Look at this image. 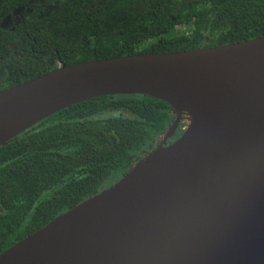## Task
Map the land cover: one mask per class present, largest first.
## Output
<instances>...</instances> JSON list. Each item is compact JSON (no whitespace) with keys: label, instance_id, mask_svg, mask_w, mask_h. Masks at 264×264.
<instances>
[{"label":"water","instance_id":"95a60500","mask_svg":"<svg viewBox=\"0 0 264 264\" xmlns=\"http://www.w3.org/2000/svg\"><path fill=\"white\" fill-rule=\"evenodd\" d=\"M162 101L176 118L116 182L0 253V264H264V35L55 69L0 90V146L73 104Z\"/></svg>","mask_w":264,"mask_h":264},{"label":"trees","instance_id":"16d2710c","mask_svg":"<svg viewBox=\"0 0 264 264\" xmlns=\"http://www.w3.org/2000/svg\"><path fill=\"white\" fill-rule=\"evenodd\" d=\"M43 1V3H42ZM0 0V90L92 60L214 47L264 35V0ZM12 26L1 22L16 10ZM141 95L73 104L0 146V253L116 182L164 133Z\"/></svg>","mask_w":264,"mask_h":264},{"label":"flooded vegetation","instance_id":"af4514ba","mask_svg":"<svg viewBox=\"0 0 264 264\" xmlns=\"http://www.w3.org/2000/svg\"><path fill=\"white\" fill-rule=\"evenodd\" d=\"M16 11H22L21 10V8L20 9H16V10H14L11 14H15L16 13ZM10 16V15H9ZM9 16H7L6 18H4V20L1 22V24L2 23H7L8 22V20H9ZM169 113H170V115H171V118H172V120H171V123L175 120V118H176V116H175V114L174 113H172V111L170 110L169 111ZM171 123H170V125H171ZM185 124V120H184V114H182V115H180L179 116V118H178V123H177V125H176V129H175V131L172 133V135L170 136V137H167V138H165V139H163V135L165 134V131H164V133L162 134V135H160L155 141H154V143L152 144V147L151 148H149L148 149V151H146L145 153H144V155H146L148 152H150L152 149H154V147H156L157 145H160L161 143H165V145H168V144H170L171 142H173L177 137H178V135L180 134V130H181V128H182V126ZM169 125V126H170ZM162 145V144H161Z\"/></svg>","mask_w":264,"mask_h":264},{"label":"rangeland","instance_id":"374dc122","mask_svg":"<svg viewBox=\"0 0 264 264\" xmlns=\"http://www.w3.org/2000/svg\"><path fill=\"white\" fill-rule=\"evenodd\" d=\"M46 2H44V4H47L46 6V9L48 10V9H50L52 6H53V4L52 3H49L50 1H48V0H45ZM42 3H43V1H42ZM21 15H22V11H16V13L15 14H11L10 16H9V20H8V22L7 23H5L4 22V26H12L17 20H19V18H21ZM6 63V60H3V61H0V76H1V73H2V71H3V66H4V64Z\"/></svg>","mask_w":264,"mask_h":264}]
</instances>
